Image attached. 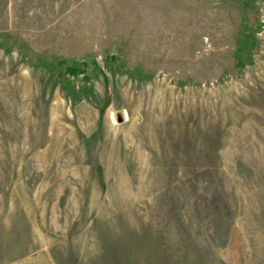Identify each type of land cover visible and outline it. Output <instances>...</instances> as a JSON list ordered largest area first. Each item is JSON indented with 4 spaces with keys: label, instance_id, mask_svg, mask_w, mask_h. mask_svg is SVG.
Segmentation results:
<instances>
[{
    "label": "rangeland",
    "instance_id": "obj_1",
    "mask_svg": "<svg viewBox=\"0 0 264 264\" xmlns=\"http://www.w3.org/2000/svg\"><path fill=\"white\" fill-rule=\"evenodd\" d=\"M0 264H264V0H0Z\"/></svg>",
    "mask_w": 264,
    "mask_h": 264
},
{
    "label": "trees",
    "instance_id": "obj_2",
    "mask_svg": "<svg viewBox=\"0 0 264 264\" xmlns=\"http://www.w3.org/2000/svg\"><path fill=\"white\" fill-rule=\"evenodd\" d=\"M66 72L71 74V75H74V74L78 73V70L75 68H72V67H68Z\"/></svg>",
    "mask_w": 264,
    "mask_h": 264
}]
</instances>
